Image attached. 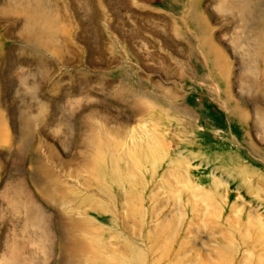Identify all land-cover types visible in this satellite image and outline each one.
<instances>
[{
    "label": "rangeland",
    "instance_id": "rangeland-1",
    "mask_svg": "<svg viewBox=\"0 0 264 264\" xmlns=\"http://www.w3.org/2000/svg\"><path fill=\"white\" fill-rule=\"evenodd\" d=\"M114 255L264 264V0H0V264Z\"/></svg>",
    "mask_w": 264,
    "mask_h": 264
},
{
    "label": "bare ground",
    "instance_id": "bare-ground-1",
    "mask_svg": "<svg viewBox=\"0 0 264 264\" xmlns=\"http://www.w3.org/2000/svg\"><path fill=\"white\" fill-rule=\"evenodd\" d=\"M150 152H156V149H153L152 147L150 148ZM132 157L134 158V160L133 159H131L133 162L135 161L136 163H140V161H143L144 159V157L142 156V154H141V152H139V151H136V152H133L132 153ZM134 181V180H133ZM137 204V203H136ZM136 212V209L134 210V213ZM260 234H262V233H260ZM259 239H260V237L258 238V237H256L255 239H254V243H257L258 241H259ZM256 245V244H255ZM96 261H98V263L97 264H119V263H121V261H120V259L118 260V258L116 257V255H114V256H110V258L108 259V262L107 261H101V260H96ZM100 261V262H99ZM130 262H132V263H135V264H141V261L140 260H138V259H136V258H132V259H130Z\"/></svg>",
    "mask_w": 264,
    "mask_h": 264
}]
</instances>
